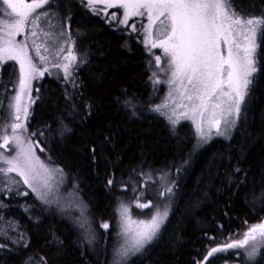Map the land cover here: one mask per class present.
<instances>
[{
    "label": "trees",
    "instance_id": "trees-1",
    "mask_svg": "<svg viewBox=\"0 0 264 264\" xmlns=\"http://www.w3.org/2000/svg\"><path fill=\"white\" fill-rule=\"evenodd\" d=\"M235 2L243 11L264 13V0ZM52 10L63 13L86 63L74 73L77 88L62 79L39 83L27 128L44 149L36 148L37 155L63 169L65 184L86 205L91 227H75V220L32 194L0 193V223L8 233L0 239L6 245L0 264H109L112 228L106 232L100 224L112 226L120 202L137 196L159 202L161 181L173 188L168 220L157 242L129 264H198L222 239H242L250 225L264 222V55L249 85L245 123L231 140L212 141L194 153L189 127L181 125L173 134L168 121L150 110L161 103L165 83L150 79L149 61L153 69L155 64L138 37L114 30L80 0H56ZM128 98L137 104L135 114L124 105ZM64 126L69 130L61 135ZM146 185L150 196L143 193ZM146 210L134 208L132 214ZM12 225L24 234L18 245ZM89 232L96 236L92 243ZM242 252L216 253L208 264H243Z\"/></svg>",
    "mask_w": 264,
    "mask_h": 264
},
{
    "label": "snow or ice",
    "instance_id": "snow-or-ice-1",
    "mask_svg": "<svg viewBox=\"0 0 264 264\" xmlns=\"http://www.w3.org/2000/svg\"><path fill=\"white\" fill-rule=\"evenodd\" d=\"M55 3L56 0H2L0 3V65L7 61L19 65L18 91L8 105L10 120L0 118V149H3L0 152V193L29 194L20 190V181L9 175L15 173L42 204L61 207L57 197L65 173L62 168L49 167L39 159L35 149H44L33 141L36 134H30L26 126L30 104L34 103L30 97L32 81L49 73L51 65L63 72L67 84L77 88L79 84L74 73L86 63V59L78 55L73 37L62 27L59 32L54 30L52 19L57 12L52 6ZM80 3L95 15L103 12L109 24L115 21L131 32H137L138 26L143 28L145 47L150 45L152 49L162 50L163 57L149 51L155 58V69L149 61L150 79L153 84L167 82L169 94L164 103L150 106V110L168 121L173 134L183 118L191 119L196 125L197 143L193 152L213 139V129L216 136L230 138L236 124V119L231 117L233 113L239 117L259 59L264 55V13L243 11L235 0H87L86 4L85 0H80ZM109 9L122 10V18L119 12L110 13ZM134 17L139 18V24L132 19ZM17 36H23V39L17 40ZM29 45L39 63L30 55ZM169 72L170 76L167 75ZM161 74L167 76L166 81L160 78ZM173 91L179 93L180 102L170 106L167 100L174 99ZM24 93L29 94V105L21 104ZM66 96L71 99L70 94L66 93ZM124 105L132 108L135 114L137 104L131 98L125 99ZM0 107H3V101H0ZM181 108L185 111L178 112ZM196 116L200 117L199 123ZM205 123L207 130L203 127ZM68 130L64 126L61 135ZM188 163V160L184 161V164ZM182 167L177 168V172ZM236 171L241 170L237 168ZM108 184L112 185L113 180L109 179ZM172 194L173 188L167 185L159 193L161 197ZM135 199V207L154 208V211L147 219H135L130 205L123 202L118 205L120 231L117 235L122 242L113 249L112 264H129L153 242L168 218L169 203L154 205L151 201L142 202L139 196ZM80 209L84 216L86 205L82 202ZM86 223L85 218L80 227H85ZM100 227L107 232L110 224L102 222ZM7 236L8 233L0 228V239ZM20 238L24 239L23 233ZM95 238V233L86 235L89 243ZM208 238L215 240L211 236ZM5 246L0 243V248ZM24 246L27 247L26 241ZM261 248H264V222L250 225L242 239H222L218 246L210 247L203 262L198 261V264H208L216 253L229 249H244L246 260L255 261ZM236 255L240 256V253Z\"/></svg>",
    "mask_w": 264,
    "mask_h": 264
},
{
    "label": "rangeland",
    "instance_id": "rangeland-1",
    "mask_svg": "<svg viewBox=\"0 0 264 264\" xmlns=\"http://www.w3.org/2000/svg\"><path fill=\"white\" fill-rule=\"evenodd\" d=\"M26 2H30V0H26ZM0 3H2V0H0ZM85 3H87V0H85ZM98 7H102V5H98ZM37 11H43V9H38ZM108 11L110 13L113 12V11H117V12L120 13L121 18H122V10L109 9ZM100 14L102 16H104L103 12H101ZM62 15H63V13L57 14L55 17H53L52 23L55 25V29L54 30L56 32H59L61 27H62L63 30L67 34L72 36V34L69 31V23L66 22L65 19L64 20L61 19ZM132 19L136 20L138 22V24H139V18L134 17ZM143 22L146 24L147 23L146 19H144ZM129 23L131 24L132 20H130ZM111 24L113 25L114 30L120 31L121 33H124V34H127V35L129 34V35L137 36L139 42L142 44V46L148 52L151 51L153 53L160 54L163 57V52H162L161 49H159V48L152 49V48H150V45H149L148 48L145 47V43H144L145 36H144V33H143V28H140L138 26L137 32H131L130 29H126L125 26L119 25L115 21H113ZM157 27H158V25H157ZM16 39L17 40H22L23 36H17ZM73 39L76 42L75 43V47H76V49H78V55L84 57V54L82 53V51L80 52V50H79V42H78V40L76 39V37H73ZM29 48H30V55H33L34 61L39 63L38 58H36L34 56V53L31 52V45H29ZM41 51H43V50H41ZM152 59H153V62L155 64L154 56H152ZM165 59H167V58H165ZM2 67L6 69V73L2 74V76L0 77V101H3V107H0V109H1L0 111H2V113H3V119L10 120L9 113H10L11 110L9 109L8 105L12 101V97H14L16 95V91H18L19 65L16 64L14 61H7L6 63H4L2 65ZM41 67H43V65H41ZM49 69H50L49 73H45L43 77H37V79L32 81V91L30 93L31 100L35 101V93L37 91L38 85L41 84L42 80H44V79H62V81H64V78H63L64 74H63L62 71H60L58 69H55V68H52L51 65H49ZM167 75L170 76L171 73L169 72ZM163 80H165V81L167 80V76H164V74H163ZM164 83H165V90H164V95L162 97V100H161L160 104H162V103H164L166 101V98H168V94H169V84L167 82H164ZM173 98L174 99H168L167 100V102L169 103L170 106H174V103H179L180 102V98H179V93L178 92L173 91ZM184 103L187 104L188 101L185 100ZM21 104L22 105H29V94L28 93L22 94ZM247 104H248V94L245 96V99H244V101L241 104V113H240L239 117L237 118L235 116V113H233V116L231 117V118L236 119V124L231 129L230 138L229 139H225L223 137L216 136L215 135V130L213 129V131H212L213 139L210 140L207 144H204L201 148H199L194 153H198V152L202 151L212 141H215V140L229 141V140H231L233 135H234V133L238 129V127L241 126L242 123H245ZM32 106H33V103H31L30 107H29L30 114H31ZM177 111L178 112H182V111H185V109L181 108V109H177ZM30 114H29V116L27 118L26 126H27L28 120L30 118ZM189 115H191V113H189ZM207 115L208 114L205 115V119H207ZM0 117H2V114H0ZM196 119H197V122L199 123L200 122V117L196 116ZM181 125H186L187 127H189L191 129V131L193 132L194 139H195V144H196L197 143L196 125L192 123L191 119H183V118L181 119V121L177 125V127H179ZM203 127H204L205 130H207V124L206 123L203 124ZM8 133L11 134V129L10 128L8 129ZM0 142H2V141H0ZM2 151H3V149H0V152H2ZM35 152H36V149H35ZM12 154H14V153H12ZM36 155H37V152H36ZM39 159L42 162H44L46 165H48L49 167H55V166H52V165L48 164L45 160L41 159L40 157H39ZM5 167H6V165H5ZM9 175L14 176L16 180L20 181V190L27 191L29 193L28 195L32 194L35 197V199H37L35 194H33L31 192V190L28 189L27 186L23 184V181L20 179L19 176H16L15 173H10ZM162 184H163V182L161 181L160 187L164 186ZM167 186L171 187V184H169ZM143 193L145 194V196L146 195L150 196L151 194H153L150 185H146L145 186ZM57 198L59 199L61 207H58L55 204H53L51 206L45 205V204H43V205H45L46 207H49V208H53L54 210H56L58 212L59 215H62V217H66V218H70L72 220H75L76 224L74 226L75 227H80V222L85 220V218L87 219V217L85 216V214H84V216L81 215L80 202L77 200L78 198L73 194V192L67 187V185L65 184V181H64L63 184H61L59 186V193H58V197ZM167 198H168V200L165 201V199H167ZM171 198L172 197H161L159 195V199H160L159 202H167V203H169L170 204V209H171L172 208V206H171V202H172ZM154 199L155 200H153L152 202L155 205L157 203V198L154 197ZM37 201L39 203H41L38 199H37ZM142 202H144V201H142ZM120 203H118L117 206H116L114 222H113L112 226H110L112 228L111 238H110V240H109V242L107 244V254H108V261L107 262L109 264H112L114 247L117 246L120 242H122L121 238L118 237V235H117V233L120 231V217H119L118 212H117V207H118V205ZM123 203H125L127 205H130V208H131V206L133 207V209L137 208V207H135V204H136V199L135 198H131V202L124 201ZM132 210H131V214H132ZM153 211H154V208H148L146 210V212L141 213V215L135 212V214H132V217L135 218V219H147V218L150 217V215L152 214ZM168 217H169V215H168ZM167 220H168V218H167ZM166 221L162 225L158 236L153 240V242L151 244L147 245L145 248L151 247L157 242V240L159 239L160 235L162 234V231L164 229ZM88 224H89V226H88ZM90 227H91V223H88V220H87V223L85 224V227H83V228L81 227V228L84 229V231H86L85 229L90 228ZM0 228L6 229V226L3 225L2 223H0ZM11 232H13V237H14L13 240H16V241H19V242L22 241V239L20 238V234H19L20 231L15 227V225H12ZM85 234H87V233H85ZM251 243L252 242L250 241L249 246L251 245ZM15 245H18V244L15 243ZM242 262H243V264H264V248L260 249V255H258L256 257L255 261H247L246 258L244 257V249H243ZM228 264H238V263H228Z\"/></svg>",
    "mask_w": 264,
    "mask_h": 264
},
{
    "label": "water",
    "instance_id": "water-1",
    "mask_svg": "<svg viewBox=\"0 0 264 264\" xmlns=\"http://www.w3.org/2000/svg\"><path fill=\"white\" fill-rule=\"evenodd\" d=\"M2 74V66L0 65V75Z\"/></svg>",
    "mask_w": 264,
    "mask_h": 264
}]
</instances>
